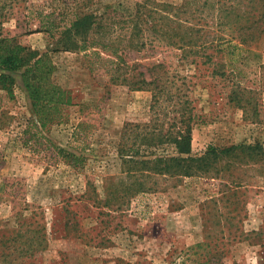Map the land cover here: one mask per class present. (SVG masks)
<instances>
[{"label":"rangeland","instance_id":"1","mask_svg":"<svg viewBox=\"0 0 264 264\" xmlns=\"http://www.w3.org/2000/svg\"><path fill=\"white\" fill-rule=\"evenodd\" d=\"M189 1L0 0V37L47 53L55 83L72 97L43 129L19 76L13 99L0 91V264H198L215 254L220 258L212 264H264L262 166L214 178H170L143 173L120 155L125 127H153L155 115L150 91L131 90L114 77L144 72L149 78L154 64L170 71L176 93L192 102L193 154L212 145L264 147V37L233 61L231 79L247 101L239 107L228 98L230 79L161 41L167 13L175 22L198 23L176 11ZM193 5L189 11L197 9ZM139 12L147 14L145 30L134 49L126 47L134 32L128 21ZM85 15L107 26L93 38L108 49L73 45L65 30ZM114 52L124 70L114 64ZM208 54L215 62H232L223 53ZM163 151L157 154L173 149ZM199 243L207 245L196 257L189 249Z\"/></svg>","mask_w":264,"mask_h":264},{"label":"trees","instance_id":"2","mask_svg":"<svg viewBox=\"0 0 264 264\" xmlns=\"http://www.w3.org/2000/svg\"><path fill=\"white\" fill-rule=\"evenodd\" d=\"M193 3L197 9L189 11ZM188 5L190 7H187ZM178 9L176 10L178 13L189 12L188 14L193 16L191 19L196 18L195 21L198 23L192 24L187 20L175 22L177 20L173 17L176 16L172 17L166 12L162 19L167 21L168 30L161 41L181 50L184 59L195 57L196 62V57L202 58L204 65L214 67L213 75L226 76L230 79L229 100L239 107H245L243 102L247 101L242 98L245 91L241 90L240 83L231 79V75L236 73L233 61L235 62L236 56L247 53L264 37V0H190L183 8L180 6ZM146 15L139 12L136 17L129 19L128 22L134 32L126 47L134 49L139 47L135 38L145 30L143 21ZM208 18L211 20L208 27L199 28V22L207 21ZM174 23H177L178 27H174ZM103 29H107V26L105 27L99 18L85 15L77 18L65 31H68L75 47L81 43L80 49L86 51L96 48V43L108 49V44L96 42L93 38L94 35L103 34L104 31L101 33ZM70 45L63 46L62 49H69ZM209 50L217 54L223 53L232 62L225 61L224 64L215 62L214 53L208 54ZM114 53L118 60L112 63L114 62L118 70H124L126 64L122 62L123 58L119 52ZM55 69L53 60L47 53H40L24 46L14 38L0 37V91L13 99L17 85L16 76H19L28 93L37 122L43 129L59 119L63 107L72 103L70 93L55 83L53 79ZM148 73L149 78L144 72L130 78L124 75L114 77L115 82L124 84L131 90L150 91L151 109L155 115L153 127L150 123L143 126L128 124L125 127L120 149L124 163H135L143 173L148 171L150 175L170 178H189L198 175L214 178L213 176L231 173L233 168L262 166L264 169V147L259 142L223 148L212 145L200 155L193 154L192 132L195 116L191 100L176 93L178 86L175 76H171L170 71L164 69L162 64L152 65L148 68ZM165 104L169 105L168 113L164 111L161 115V107ZM130 128L133 129L129 130ZM131 138L132 140H129ZM168 147L173 149L172 153L157 154L160 150L167 151ZM142 153L148 154L147 158L137 160ZM206 245L195 244L189 251L194 252L196 257L200 256V250ZM207 257L204 262L196 261L198 264H212V258H220L219 254Z\"/></svg>","mask_w":264,"mask_h":264}]
</instances>
